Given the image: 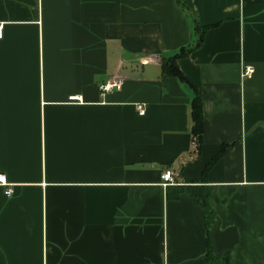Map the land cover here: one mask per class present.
<instances>
[{"label":"crops","instance_id":"crops-1","mask_svg":"<svg viewBox=\"0 0 264 264\" xmlns=\"http://www.w3.org/2000/svg\"><path fill=\"white\" fill-rule=\"evenodd\" d=\"M183 1L0 0V264H207L164 170L207 187L215 254L264 264V0Z\"/></svg>","mask_w":264,"mask_h":264},{"label":"trees","instance_id":"trees-1","mask_svg":"<svg viewBox=\"0 0 264 264\" xmlns=\"http://www.w3.org/2000/svg\"><path fill=\"white\" fill-rule=\"evenodd\" d=\"M176 3L181 9L187 11V7L183 0H176ZM206 29L207 27L199 28V26L196 24L195 33L197 34V40L195 45L187 48H182L170 58L164 59L162 67L165 73L176 77L180 81L188 82L185 76L177 68L175 60L177 58L186 56L195 46H198L203 39V35ZM191 121V132L200 146V140L203 130V116L199 91H196L195 96L192 100ZM166 194L167 198L169 199H175L178 198L180 194H186L201 206L205 213V258L207 264H230L227 255H217L213 252L211 247L209 233L211 225L214 221L215 214L208 200L207 187L204 185H174L171 186V188L167 189Z\"/></svg>","mask_w":264,"mask_h":264},{"label":"built area","instance_id":"built-area-1","mask_svg":"<svg viewBox=\"0 0 264 264\" xmlns=\"http://www.w3.org/2000/svg\"><path fill=\"white\" fill-rule=\"evenodd\" d=\"M2 36H3V25L2 23H0V39L2 38ZM252 71H253L252 67L249 65H246L243 67L242 76H248L252 73ZM120 85H121V81L119 79L112 81V82L107 81L99 85V91L101 95H103L106 92L111 91L113 88L119 89ZM68 99L77 100V101L81 100L80 96H77V95L70 96L68 97ZM138 110L140 113H143V109L140 106H138ZM192 144L194 145V149L190 153L191 158H192V154L198 151V148L196 147L197 143L194 138H193ZM161 180H162L163 186L179 184V182L175 179V173L172 170H164L163 173L161 174ZM0 186L4 187L5 195H10L13 191L11 186L7 182L5 175L2 173H0Z\"/></svg>","mask_w":264,"mask_h":264}]
</instances>
